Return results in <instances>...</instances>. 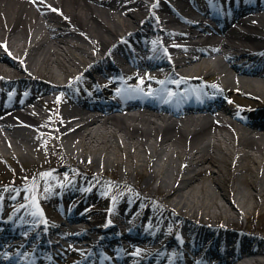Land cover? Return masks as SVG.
<instances>
[{"label": "bare ground", "instance_id": "bare-ground-1", "mask_svg": "<svg viewBox=\"0 0 264 264\" xmlns=\"http://www.w3.org/2000/svg\"><path fill=\"white\" fill-rule=\"evenodd\" d=\"M192 83L222 96L172 107L165 89ZM132 84L157 94L117 87ZM101 95L116 101L91 99ZM51 141L59 157L154 183L178 210L177 249L195 264H264L261 228L235 243L228 219L264 214V0H0V159L31 161ZM49 216L36 228L52 226L59 255L70 264L87 255L102 227L82 213ZM127 217L121 264H178L161 256L176 236L161 244L154 218L137 230ZM4 226L14 249L19 228Z\"/></svg>", "mask_w": 264, "mask_h": 264}, {"label": "rangeland", "instance_id": "rangeland-1", "mask_svg": "<svg viewBox=\"0 0 264 264\" xmlns=\"http://www.w3.org/2000/svg\"><path fill=\"white\" fill-rule=\"evenodd\" d=\"M54 143L55 141L46 143L44 145L46 148L40 156L32 152L30 155L31 161L29 159H16L13 161L5 157L0 159V199L5 200L3 205L7 206L6 212L13 218L17 217V223L25 221L23 216H25L24 214L28 208L35 206L36 211L41 209L37 204V194L43 193V197L39 196V199L45 205L46 210L52 209L58 212L65 210L74 214L82 213L84 218L89 220V225H101L93 224L92 220L102 218L108 211L113 215L122 214V211H124L128 216L127 218L130 219L131 217L132 226L140 225L141 219L137 218L134 222L133 217L136 216V213L143 216L147 211L146 213H156V216H159L160 221L154 223L158 229H161L165 234H169L167 236L173 234L168 230V222L163 221L161 214L168 211L174 217V211L178 210H173V204L164 199V195L155 192L156 185L154 183L145 185L143 175L137 176L133 172L125 174L119 165L102 169L94 165V162L81 159L82 162L88 164L90 174L86 176L79 175L85 184L81 187L82 191H80L79 196L71 200L73 202L70 206L60 205L58 202L63 192L80 182V179L76 180L77 171H75L74 166L76 162L81 160L59 157ZM109 170L116 172L117 176L112 175V173L111 176L110 173L105 175V172ZM96 174L99 175V178L94 179ZM69 175L70 177H68ZM225 176L226 172L222 174V177ZM15 184H18V186H15ZM35 184L36 190H31ZM228 184L229 182L224 185L227 189L229 188ZM14 204L19 205L17 209L12 208ZM159 213L160 215H158ZM215 215L216 213L212 211L209 216L214 218ZM228 219L230 223L232 222L238 226L256 229L260 227L259 230L264 232V214L259 215L255 212L251 218L233 215ZM138 228L139 226L136 229L138 230ZM175 235L180 236L177 232H175ZM166 241L168 239L161 240V244H165ZM167 251L165 249L161 256H166ZM187 263L195 264L193 261Z\"/></svg>", "mask_w": 264, "mask_h": 264}, {"label": "snow or ice", "instance_id": "snow-or-ice-1", "mask_svg": "<svg viewBox=\"0 0 264 264\" xmlns=\"http://www.w3.org/2000/svg\"><path fill=\"white\" fill-rule=\"evenodd\" d=\"M45 175H50V174H45Z\"/></svg>", "mask_w": 264, "mask_h": 264}]
</instances>
